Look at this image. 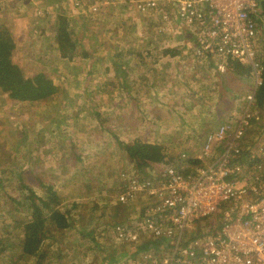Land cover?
Segmentation results:
<instances>
[{"label":"rangeland","instance_id":"obj_1","mask_svg":"<svg viewBox=\"0 0 264 264\" xmlns=\"http://www.w3.org/2000/svg\"><path fill=\"white\" fill-rule=\"evenodd\" d=\"M106 1L110 0H0V31L5 35L11 32L20 46L13 50L14 61L17 63L24 53L34 56L36 62L41 59L48 72L45 74L53 76L57 87L56 94L36 102L12 100L0 90V240L11 244L7 251H0V264H33L22 259L15 243L22 238V225L33 217V210L29 203L18 207L15 201L22 200L16 191L19 183L29 184L37 198L46 199L39 180L57 186L62 198L60 210L74 202L80 204L81 208L71 211L70 220L74 219V227L78 225L79 230L84 225L95 227L100 239L96 245L89 243V238L83 239L75 228L66 237L46 241L41 264H140L144 254L141 250L136 252L142 247L117 241L110 229L139 215L146 202L143 197L128 205L118 202L122 189L138 179L137 175L148 178L141 175L138 165L123 151V144L139 140L165 148L168 162L147 170L154 178L167 163L177 162L183 152L197 153L211 130L226 121H236L246 108L252 82L228 71L219 74L194 68L187 63L190 53L178 44L188 37L174 33L171 37L176 42L168 47L179 52L173 66L169 63L174 72L170 68V72L162 73V83L174 93L146 96L120 86L115 78L120 71L130 73L125 84H136L141 79L151 86V79L156 78L154 65L144 71L137 65L124 68L119 63L122 59L116 58L120 49L110 50L120 41L129 46L136 44L140 31V42L147 46V42L156 41V28H128L123 37H112L109 32L115 30L105 28L101 12H88V5L94 3L104 10ZM62 11L75 15L71 16L72 32L76 39H85L95 60L99 59L93 67L81 56L80 47L71 60H62L56 51L54 18ZM94 23L100 26L93 28ZM160 53L159 60L163 55ZM113 57L116 62L109 65ZM17 65L27 78L33 79L38 73L33 65ZM255 122L251 121L242 141L246 183L253 184L256 177L263 180L264 175V118ZM91 210L98 213L90 225L87 222ZM84 250L88 255L81 258L79 254ZM133 253L136 255H127Z\"/></svg>","mask_w":264,"mask_h":264},{"label":"built area","instance_id":"obj_2","mask_svg":"<svg viewBox=\"0 0 264 264\" xmlns=\"http://www.w3.org/2000/svg\"><path fill=\"white\" fill-rule=\"evenodd\" d=\"M99 7L94 3L89 12ZM130 9L158 14L161 31L188 33L190 54L206 69L224 74L237 61L250 67L253 81L242 116L211 130L197 153L183 152L154 178L137 175L125 185L119 204L146 202L139 215L110 229L121 243L148 246L140 264H264V179L246 183L242 164L247 127L261 119L252 109L264 73L259 1L134 0ZM214 215L216 230L197 237L199 221Z\"/></svg>","mask_w":264,"mask_h":264},{"label":"trees","instance_id":"obj_3","mask_svg":"<svg viewBox=\"0 0 264 264\" xmlns=\"http://www.w3.org/2000/svg\"><path fill=\"white\" fill-rule=\"evenodd\" d=\"M258 1L260 4V12L264 20V0ZM64 11L56 15L54 18V36L57 44L56 51L59 53V56L62 60H71L77 52V49L80 47V50L82 51L80 52L81 56L86 59V61L88 60L89 65L93 67L94 63L99 62V59L95 60L93 57L95 53L92 51V48L89 47V43L86 42L89 48L85 45V39L81 40L79 38H75L72 32L74 19L68 15V12L64 13ZM1 14L2 8L0 4V15ZM18 48H20L18 41L13 40V35L11 32L5 35L3 31H0V90H2L4 93H7L8 97L12 100L16 99L30 102L40 101V99L48 98L49 96L56 94L57 87L53 83L54 78L51 74L48 75L49 77L45 74L48 72L44 70V62L41 59L40 62H36L34 56L26 55L21 50L24 55L18 57L17 63L14 61L13 50H18ZM144 48H146V46H143V49ZM167 51L168 52L165 55L170 57H176L179 55L178 50L171 49ZM129 54L133 55L132 57H134L136 60L139 59V62L141 63H144L146 59H149V55L146 53V51L143 54L139 49ZM116 55L117 59H122L125 54L119 50ZM193 60L196 61L197 64L199 63L196 59L193 58ZM17 64L33 65V67L37 69L38 73L35 77H33V79L27 78L23 71L18 68ZM124 68H128V66L125 65ZM108 69L110 70L111 67ZM210 71H212V69L208 67L207 72ZM227 71L229 74H232L235 77L240 78L245 76L251 82L253 81L252 70L250 67L242 65L240 62L229 61ZM115 78L120 86H126L125 83L128 82L127 73L122 74V71H120L119 75H117ZM262 78L263 83L258 88L254 103L252 104L253 112L258 114L261 119L262 117L264 118V73ZM127 89L131 91L134 88H129L127 86ZM255 124H258V122H255ZM123 151L128 154V157L131 161L138 165L141 175L145 177L148 176V178H152L150 176L151 174H149L147 171L149 168L156 164L168 162V153L160 144H152L138 140L131 145L123 144ZM19 159L21 160V158ZM13 172L15 173V170L11 171V173ZM42 181L43 180H39L41 187L45 190L47 197L46 199L37 198L35 195V190L31 188L29 184L26 185L25 183H19L16 188L18 197L22 200L21 202L15 201V204L20 207L22 204L29 203L33 210V217L30 218V220L25 221L22 225V238L15 242L20 248L22 259L27 258L28 260H31L33 264H41L44 257V254L42 253L43 246H45L46 241H56L59 236L63 235L66 237L70 231L75 228L78 230L75 233L78 234L80 232L83 239L84 237L89 238V243H93L95 245L99 243L100 239H98L97 229L95 227L90 229L87 225H84V228L79 230L78 225L74 227V224L76 223L74 219L71 218L70 220L69 216L71 211L76 208H81L80 204L74 202L70 205V207L68 206L66 210H60L58 207L62 204V198L58 194L57 186L55 184H50L49 182L43 181V183ZM97 213L98 212L94 210L90 211L91 216L89 215L87 224L91 225L95 222ZM212 223H216V225L213 226ZM217 226L218 215H214L199 221V233L197 237L210 235L216 230ZM207 227H211V231H209ZM81 243H83V240ZM10 246V243L4 244L3 240H0V251L5 252ZM139 250H148V246L145 245L141 249L138 248L136 253L140 252ZM136 253L127 255L135 256ZM79 255L81 258H85L88 253L86 250H84V253L81 252Z\"/></svg>","mask_w":264,"mask_h":264},{"label":"crops","instance_id":"obj_4","mask_svg":"<svg viewBox=\"0 0 264 264\" xmlns=\"http://www.w3.org/2000/svg\"><path fill=\"white\" fill-rule=\"evenodd\" d=\"M133 1L134 0L106 1L105 9L101 11V8H99V13L101 12L102 16L104 17L105 28H114L115 31L112 30L111 33L109 32V34L112 37H115L114 34H118L119 37H123V35L127 32L128 28H137L138 30H140L141 28H156L155 30V35H157L156 41L153 40V41L147 42V46H146L145 44H143L144 41L140 42L141 40L140 38L141 31H140L137 34L139 35V39L137 40L136 44L129 46L127 45V43L120 41L118 42L119 44H117V42L114 44V49L112 48L111 49L112 51L116 49H120V51L123 54H125L124 57H122L121 62H119L124 66L125 65L127 66L137 65L140 68H142V70L144 71L147 69L148 66L151 67L152 65H154L156 78L151 79L152 80L151 86H149L147 82L141 79H138V82L136 84H130V83L125 84L126 88L127 86L129 88H134L131 91H136V93L141 92V93H144V95L146 96L147 95L169 96V94L174 93V92H172V90H169L170 86L168 88V86H165V83H162V73L170 72V68L172 72H174L173 67H170L169 63L171 64V66H173L172 62L174 60L176 61V57H170L165 54L168 52L167 50H170L168 49L170 43L172 44V42H176V40L175 39L173 40V38L171 37V33L169 31H161L160 27H162V24L158 22L161 18L158 14H153L151 16H145L140 13L133 12V10L130 9L131 3ZM89 6L90 4L88 5V12H89ZM0 16L2 17V14ZM71 16L74 17L75 15L71 13ZM92 17H96V15L92 14ZM91 25L93 28H97L98 25L100 26V24H96V23L91 24ZM100 29H102L103 31H106V29H103V28H100ZM186 35L188 38H190V35L188 33H186ZM105 37H107V35H105ZM159 39H163V40L166 39V41H159ZM127 42L128 44L133 43L132 41H127ZM188 43L189 41H184V40H181L178 42L179 45H181L182 47H185L186 49L185 51L187 53H190L189 51L191 50H189L190 48L188 47L189 46ZM141 45L146 46V48L143 49ZM132 47H136V49L138 48L140 52H142L143 54L146 51V53L149 55V59H146L144 63L139 62V59L136 60L134 57H132L133 55L129 54L135 51L132 49ZM155 51H158V52L156 54H153ZM160 51L163 53V55L161 59L159 60L158 56L159 54H161ZM187 60H188L187 63L189 62L190 64H193V67L196 69H199V70L203 68L206 69L205 66H201L199 63L197 64V62L193 60L192 53L190 54V56L187 57ZM115 62H116V59L113 57L109 65H114ZM160 65H165V68L164 69L160 68ZM140 73L144 74L141 71ZM129 74L130 73L128 72V79L130 77ZM107 76H112V74H109ZM165 78H167L166 74H165ZM106 240L108 241L110 239L107 238Z\"/></svg>","mask_w":264,"mask_h":264}]
</instances>
